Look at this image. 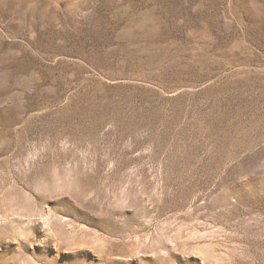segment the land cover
<instances>
[{"label":"rangeland","instance_id":"1","mask_svg":"<svg viewBox=\"0 0 264 264\" xmlns=\"http://www.w3.org/2000/svg\"><path fill=\"white\" fill-rule=\"evenodd\" d=\"M0 264H264V0H0Z\"/></svg>","mask_w":264,"mask_h":264}]
</instances>
